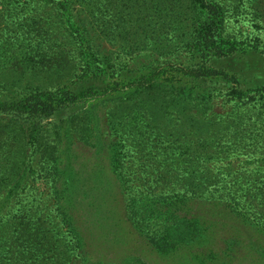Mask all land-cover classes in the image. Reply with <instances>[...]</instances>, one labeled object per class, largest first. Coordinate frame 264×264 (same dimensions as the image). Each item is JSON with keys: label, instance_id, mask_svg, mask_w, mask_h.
<instances>
[{"label": "rangeland", "instance_id": "rangeland-1", "mask_svg": "<svg viewBox=\"0 0 264 264\" xmlns=\"http://www.w3.org/2000/svg\"><path fill=\"white\" fill-rule=\"evenodd\" d=\"M208 1L222 7L226 38L231 43V48H226L231 50L224 51L227 60L218 63L216 89L219 90H215L207 102L197 96L171 99L166 91L156 99L140 94L127 101L102 102L90 114L93 117L90 127L94 129L98 123L102 131L101 141L93 136L85 139L72 130L74 126L67 128L66 124H61L55 127L51 121L46 134L51 145H58L54 153L60 156L56 167L60 172L69 154L68 167L73 174L83 175L77 187L72 180L70 185L64 182L65 177L60 182L51 183L56 170L48 171L50 166L43 162L40 152L33 151L37 148H25L21 127L0 119V165L5 167L21 160L24 165L26 155L30 156L31 172L26 182L21 181L24 188L17 191L19 202L11 199L10 205L11 213L15 215L11 218H18L12 222L21 224L16 225L17 236L43 245L36 252L40 260L34 264H86L87 259H97L100 255L106 257L108 264L125 263L126 257L134 255V250L142 251V247L155 238L154 235L162 234L163 230L150 234L152 228L156 229L158 225L162 228L163 225L154 216L146 217L151 211L154 215L161 211L163 217L171 213L180 216L186 212H210L214 208L207 205L210 200L205 199L206 191L201 185L207 182L208 186L211 185L209 189L214 187V190L221 191L217 183L219 178L229 181L234 169L264 168L259 153L250 157L249 152L244 151L224 160L210 158L203 162L201 159L206 150L211 151L217 143L222 144L223 138H230L231 134L236 142L241 138L240 143H245V148H264V0ZM188 3L189 0H71L63 15L83 20L91 34L95 32L91 22L93 17H101L110 38L97 31L92 45L94 51L101 54V60L107 58L110 65L108 78L114 81L127 71L145 68L143 65L180 62L188 55L191 43H184L189 40L192 24L187 14ZM61 10L48 0H0V99L32 90L66 87L81 75L80 51L84 47L79 48L82 44L75 32L69 33L62 27L65 17L60 18L58 13ZM232 71L237 80L229 78ZM235 83L245 87L243 94L234 93L232 86ZM116 87L120 89L119 85ZM135 102L138 105H134ZM173 102H181L180 112L171 108ZM136 111L148 115L142 116ZM128 113L132 120L125 119ZM123 124L133 126L130 133L124 131V134L129 140L138 138L139 152L132 141L123 148L117 144L114 131L120 132ZM66 130L72 133L73 150H64V140H60L59 135ZM225 133L228 135L222 136ZM42 135L45 136L44 131ZM13 151H24L25 154L21 155L22 158L16 157L18 155ZM154 151H157L158 160L153 162L150 155ZM165 151L169 153L167 157L166 153L162 154ZM47 152L51 156L53 149ZM117 157L124 161L125 174L131 179V185L140 189L137 194L143 195L139 207L131 200L135 194L125 191L122 174L118 177L121 167L114 162ZM173 160L180 163L181 174H174ZM153 164L159 165L160 171L156 172L157 166ZM101 166L105 171L102 181L94 172ZM151 169L156 174L147 176ZM207 169L205 176L199 175L200 171ZM108 170L115 171V176ZM192 170L196 171L195 174L191 173ZM261 176L264 177V173ZM170 179L173 180L170 182ZM193 181H198L199 186L188 188ZM70 192L75 195L73 207L65 200ZM153 195H169L170 198L159 203L150 202ZM215 208L216 219L224 222L219 225L223 233L217 237V243L222 242V238H229L232 232L230 239L233 242L255 240L257 252L234 260L244 264L263 263L260 259H264V214L257 217L226 204ZM70 226L76 231L74 235ZM223 226L227 231L221 228ZM113 230L118 233L116 244L112 241ZM73 239L82 243L75 255L71 254L69 246H64L74 242ZM146 249L140 256L147 262H168L166 256L160 257L150 248ZM226 252L230 254L228 248Z\"/></svg>", "mask_w": 264, "mask_h": 264}, {"label": "trees", "instance_id": "trees-1", "mask_svg": "<svg viewBox=\"0 0 264 264\" xmlns=\"http://www.w3.org/2000/svg\"><path fill=\"white\" fill-rule=\"evenodd\" d=\"M48 1L55 4L57 8H62L58 13L60 18L68 11V5L71 3V0ZM188 5L187 14L192 24L190 27L191 31L188 34L189 40L184 41V43H191V45L188 55L185 56L182 61H166L162 66L143 65L142 67L145 68H139L136 71H127L119 75L117 80L111 81L108 78V74H110V65L108 61L106 62L107 58L105 57L101 60V54L94 51L95 49L92 45L97 36V31H99L101 36L110 38L107 35L108 28L101 17H93L91 22L92 26L95 27V32L91 34L83 20L64 16L65 18L62 19L61 22L63 23L62 27L69 33L75 32L81 40L79 41L80 44H84V46L81 45L79 47H84V49L80 51L83 68L81 69L82 73L78 79H76L74 83L72 82V84L59 89L45 91L32 90L19 94V96L12 95L9 98L0 99V119L5 120V122L10 123V125L21 127L24 131L25 148L29 146L30 148H37L38 150L33 151L40 152L42 159H44L43 162L50 166L48 171H50V169L56 170L53 174L55 175L54 181H51V183H55V181L60 182L63 180V177L66 179L64 182H68L69 185L71 183L70 180L74 181V187H77L78 184L82 182L80 180L82 174H77V172L73 174V171L68 167V159L70 160L69 154L66 155L68 159L65 158L66 162L63 169L60 172L57 169V161L60 159V156L54 153L58 145H51L46 134V127L51 121H53L55 127L61 124H66L67 128L74 126L75 128L72 130L79 135L82 134L85 139L93 136L97 141H101L102 139L100 138H102V135H100V132L102 131L99 129V126H97L98 123L94 129L90 127V122L93 118L90 114L92 110L96 109L102 102H106L107 100L127 101L140 94H146L148 99H156L164 91L170 94L171 99L175 97L185 99L197 96L207 102L208 98L209 100L212 98L215 90H219L218 87L216 89L219 78V71L217 69L218 63L221 61L225 62L227 57L224 51L231 50L226 49L231 48V43L230 40L226 38L225 13L222 7L215 4L213 1L189 0ZM18 38L19 40L21 39V42L23 41L22 37ZM30 42H32L31 39ZM93 62L96 63L94 64ZM224 75L227 76V74ZM231 77L236 80L238 79L233 71L229 75V78ZM112 84H114V86ZM235 84L236 85L232 86L235 90L234 93L243 94L242 92L245 91V87L239 83ZM117 85L120 86V89L116 87ZM109 90L112 92H107ZM180 103L181 102H173L171 108L175 112H180L182 109ZM134 105H138L137 102H135ZM136 112L142 116L148 115L147 112ZM125 119L132 120L133 117L131 119L128 113ZM135 127L137 128V125ZM132 128L133 126L131 125L125 127L123 124L120 132L114 131L118 138L117 144L123 148L128 141H132L139 152L138 146L140 143L138 142V138L131 137L129 140V137L124 134V131L130 133ZM43 131L45 136L42 135ZM137 131H139L138 128ZM94 132L95 134H99L94 136ZM71 134V132L66 130L59 135L60 140H64V150H73V143L72 141L70 142ZM226 135H228V133L222 136ZM233 135L234 134H231V139L229 137H224L223 143H217L216 146H213L214 149H210L211 151L206 150L205 153L201 155L203 162L208 161L210 158L224 160L229 158L232 154H242L244 151L249 152L250 157L255 153H259L262 155L259 159H262L264 162V148L260 149L252 146L250 148H245V143H240L241 138L236 142V139H232ZM154 138L155 137H152V139ZM224 142L228 143L226 144ZM15 147L19 148L18 145H15ZM52 149L53 153L50 156V153L47 151H51ZM0 151H2V149H0ZM165 153L167 154L165 157H167L169 155L168 151L162 154ZM13 154L18 155L16 157H20L25 153L24 151H13ZM156 154L157 151H154V153L150 155L153 162L154 160H158ZM26 156L27 161L24 165V160L16 164L10 163L9 166L6 165L5 167L0 165V175L2 176L0 177V264L37 263L36 261L40 259L36 252L38 249L43 248L40 242L36 244L33 241H28V243L27 240L19 238L17 236L18 228L16 225L21 224L18 221L14 224L12 220L16 221L18 218H11L15 215L11 213L10 201L13 199L19 202V199L16 198L19 196L17 191L24 188V185L21 186V181L23 183L26 182L28 174L31 172V166L28 164L30 156L29 154ZM111 156H113L112 153ZM189 161L192 163V158H190ZM114 162L121 167L120 175H118V173L116 174L118 177H121L122 174L121 180L123 181L125 191L128 192L127 190H130L136 195H134L131 200L137 203L139 207V201L143 198V195L137 194L140 189L131 185V179L125 174L124 161H120V158L117 157ZM172 163H174V174H181V170L179 169L180 163L174 160ZM204 165L206 166V163H204ZM153 166H157L155 169L156 172L160 171L158 168L159 165L153 164ZM103 168L104 167L101 166L97 170H94L101 181L103 174H105ZM114 172L115 171L108 170V173H111L113 177L115 176ZM194 172L196 171L192 170L191 173L195 174ZM206 172H208V169L205 172L200 171L199 175L205 176L204 174ZM261 172L264 173V168L260 166L253 170L247 168L234 169L230 172L232 178L229 181H227V179L225 180V178H223L222 181L219 178L217 183L221 191L214 190V187L209 189L211 185L208 186L209 183L207 182L205 183L206 185H201V188H205L206 191L205 199L210 200L207 205L209 208L216 209L215 207H221L226 204L233 208L247 211L250 215L257 217L262 216L264 214V177L261 176V174H263ZM146 174L148 176L156 173L151 169V171H147ZM174 174L172 175L173 179H175ZM70 175L71 177L69 179ZM215 175H217V172ZM67 178L69 180H67ZM173 179H170V182ZM198 186V181H193L191 185L187 187L196 189ZM167 198H170V196L153 195L149 200L150 202L159 203L162 199L165 200ZM65 200L69 206L73 207V202L75 200L74 192H70ZM202 203L204 204V200ZM214 209L210 212L205 211L199 214H189L186 212L184 215L180 216L176 213H171L164 217L161 216V211H159L160 214L158 215H154V211H151L149 216L146 217L149 218L154 216V219L157 218L155 220L163 225L162 228H159L160 225H158L156 229L152 228L150 234L163 230L162 234L154 235L155 238H151L150 243H146L145 246L142 247V251L134 250V255L131 254L126 257L125 263L131 264V262L137 261L139 264H244L240 261H235L234 258L236 257L240 260L239 256L241 255H250L257 252L256 245L258 243L256 244L255 240L251 239L245 242L242 239H238L233 242L230 238H232L234 232L228 235L229 238H222V242L219 241V243H217V237L222 232L219 230V225L224 224V222L222 219H216L215 212L213 211ZM143 212H146V210ZM143 215L145 216L146 213ZM146 223H148V221ZM166 224L168 226L169 224H175V226H164ZM221 228L227 231V228L224 226ZM70 232H72L73 235L76 233L71 226ZM113 234L112 241L116 244V242H118L116 236L118 235L117 230H113ZM72 241L74 242L70 244L65 243L64 246H69V251H71L72 255H75L76 253L74 254V252H78L82 243L78 239H73ZM121 243L122 242H119V244ZM225 243L227 245H225ZM257 247H260V245ZM146 248H150L153 252L155 251L160 257L166 256L168 262H147L144 257L140 256L142 252H145L144 249ZM226 248L229 249L228 253L230 254H227ZM262 249L264 250V248ZM174 255H176L177 258ZM262 256L264 257V255ZM173 257L174 259L169 261V259ZM260 261H263L261 264H264V259H260ZM125 263L123 262L122 264ZM86 264L108 263L106 257L100 255L97 259H87Z\"/></svg>", "mask_w": 264, "mask_h": 264}]
</instances>
